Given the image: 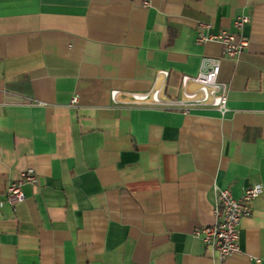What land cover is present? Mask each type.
I'll list each match as a JSON object with an SVG mask.
<instances>
[{"label":"crops","instance_id":"crops-1","mask_svg":"<svg viewBox=\"0 0 264 264\" xmlns=\"http://www.w3.org/2000/svg\"><path fill=\"white\" fill-rule=\"evenodd\" d=\"M141 1L0 0V264L264 260V0ZM237 17L249 19L237 59L197 43L199 22L215 33ZM209 58L229 88L224 114L124 94L165 70L161 97L178 98ZM28 168L38 183L11 205L8 184ZM253 185L241 252L221 263L194 231L214 223L219 189Z\"/></svg>","mask_w":264,"mask_h":264},{"label":"built area","instance_id":"built-area-1","mask_svg":"<svg viewBox=\"0 0 264 264\" xmlns=\"http://www.w3.org/2000/svg\"><path fill=\"white\" fill-rule=\"evenodd\" d=\"M151 0H142L145 7L150 6ZM249 22L248 17H237L233 20L231 28H222L211 33L207 23L199 22L197 43L217 41L221 46V58L235 60L248 47V41L243 35V28ZM220 58L206 59L203 70L194 76L184 75L181 79L182 93L178 98L163 99V92L168 72L161 70L153 82V87L148 93H124L134 104H150L163 109L176 110L184 114L194 109H215L224 114L227 110L229 88L228 85L219 80ZM189 83L196 84L194 91H189ZM119 91H111L110 98L114 105L121 102L118 100ZM77 102L73 97L71 104ZM38 177L33 169L24 170L20 177L8 184L6 196L11 205L21 202L23 193L22 185H35ZM261 185H253L243 189L239 198H235L227 188L219 189L217 202L214 208L215 221L212 225L195 229L194 234L200 238L206 248L214 250L221 263L227 257L241 252L239 245V225L243 218L253 213V201L261 195ZM253 264H262L264 260L258 257H249Z\"/></svg>","mask_w":264,"mask_h":264}]
</instances>
